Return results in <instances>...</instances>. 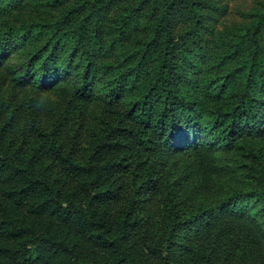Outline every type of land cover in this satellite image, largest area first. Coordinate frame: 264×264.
Wrapping results in <instances>:
<instances>
[{
  "label": "trees",
  "instance_id": "16d2710c",
  "mask_svg": "<svg viewBox=\"0 0 264 264\" xmlns=\"http://www.w3.org/2000/svg\"><path fill=\"white\" fill-rule=\"evenodd\" d=\"M230 2L0 0V264H264V0Z\"/></svg>",
  "mask_w": 264,
  "mask_h": 264
},
{
  "label": "rangeland",
  "instance_id": "374dc122",
  "mask_svg": "<svg viewBox=\"0 0 264 264\" xmlns=\"http://www.w3.org/2000/svg\"><path fill=\"white\" fill-rule=\"evenodd\" d=\"M252 0H249L248 2H241V1H239V0H231V2H230V6H231V8H232V10L234 11V12H236V10L237 9H239L240 7H244V6H247L248 5V3L249 2H251Z\"/></svg>",
  "mask_w": 264,
  "mask_h": 264
},
{
  "label": "clouds",
  "instance_id": "9594fccd",
  "mask_svg": "<svg viewBox=\"0 0 264 264\" xmlns=\"http://www.w3.org/2000/svg\"><path fill=\"white\" fill-rule=\"evenodd\" d=\"M49 99H50V95L47 92L42 93L40 99L36 101V106L38 108L44 106Z\"/></svg>",
  "mask_w": 264,
  "mask_h": 264
}]
</instances>
